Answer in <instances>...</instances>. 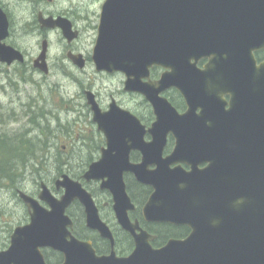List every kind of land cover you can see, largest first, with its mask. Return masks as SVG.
<instances>
[{"label": "water", "instance_id": "95a60500", "mask_svg": "<svg viewBox=\"0 0 264 264\" xmlns=\"http://www.w3.org/2000/svg\"><path fill=\"white\" fill-rule=\"evenodd\" d=\"M39 21L42 27H60L69 41L79 35L66 17L40 12ZM9 35L10 21L0 6V62H24L23 52L5 41ZM263 47L264 0H106L94 47L96 68L123 72L125 90L145 95L156 120L147 129L136 115L113 103L103 111L88 90L93 119L108 146L84 177L103 179L102 187L113 192L119 220L126 226L130 198L123 176L133 172L155 189L144 210L147 216L189 225L193 232L160 249L151 246L146 232L134 233L136 249L128 257H117L115 251L99 256L91 242L70 231L68 207L79 200L88 226L110 234L100 222L93 195L65 173L56 180V186L65 189L60 198L44 181L38 198L19 191L31 221L15 228L10 248L0 251V264H47L41 252L47 246L65 254L62 264H264V62L259 64L254 54ZM47 51L44 40L35 60L44 73L49 72ZM202 59H208L204 68L199 67ZM73 60L83 66L80 55ZM155 65L165 68L161 78L145 81ZM172 87L186 98L187 112L179 113L161 95ZM147 132L153 135L150 142L143 140ZM205 132L209 150L221 151L210 155L215 163L206 184L199 176L171 170V161L161 157L167 134ZM225 134L232 138L222 137ZM193 142L178 137L171 159L192 157L183 150ZM132 149L143 152L141 163L130 162ZM153 164L157 167L150 169ZM239 230L258 233L256 246L252 239L248 247L228 243L224 234Z\"/></svg>", "mask_w": 264, "mask_h": 264}, {"label": "rangeland", "instance_id": "374dc122", "mask_svg": "<svg viewBox=\"0 0 264 264\" xmlns=\"http://www.w3.org/2000/svg\"><path fill=\"white\" fill-rule=\"evenodd\" d=\"M4 1L12 14L11 35L7 43L21 49L28 62L12 66L0 62V134L23 132L33 138L36 145L26 165L12 172L10 179L0 175V245L8 242L15 226L27 220V209L19 199L17 189L37 194L41 181L49 186L54 184L59 175L58 168H70V174L79 175L81 164L86 159L83 155L87 156L86 147L79 151L81 145L84 142L92 145L96 138L100 140L98 125L82 112L84 99L80 86L92 85L104 92L106 87L115 88L118 82L113 77L89 78L74 72L75 75L70 74L64 65L66 51L62 48L65 38L61 29H47L42 33L38 23H34L41 6L49 11H64L61 13L72 15L74 6L80 4L76 11L77 15L82 14L78 22L82 29L80 42L91 45L97 35L101 6L105 0ZM45 39L50 47L51 72L48 75L34 69L32 62ZM34 119L40 124H36ZM32 140L31 145L34 144ZM49 150L53 154L47 153ZM36 168L40 169L37 173Z\"/></svg>", "mask_w": 264, "mask_h": 264}, {"label": "flooded vegetation", "instance_id": "af4514ba", "mask_svg": "<svg viewBox=\"0 0 264 264\" xmlns=\"http://www.w3.org/2000/svg\"><path fill=\"white\" fill-rule=\"evenodd\" d=\"M0 6L8 14L10 20V30H11L12 27L11 10L7 6L4 0H0ZM80 6H81L80 4L74 6V9L72 10L73 13L72 15H68V13H61L64 11L61 12L49 11L46 7L41 6V9L38 10L39 11L37 14L38 17L37 19H35L34 23H38V27L40 28L42 33H44L43 30H47V28L42 27V25L39 23L40 12L43 13L44 17L53 16L57 18L59 16H63L68 18L73 25V30L79 32L77 38L73 39L72 41H69L67 38L64 37L65 38V40H63L64 44L62 43L63 44L62 49L63 51H66V55L64 57V62L66 63H64V65L68 70L71 71L69 73L72 75H75L74 73H76V75L79 74L83 77H89V78L91 76L96 78H98L99 76L113 77L116 78V80L118 81L115 88L106 87L104 92H101L100 89L92 85H88V86L81 85L80 89H82V96L84 99V102L81 107L83 110L82 111L83 114L84 115L88 114L89 119L91 120V122H93V111L91 105L87 101V94H86V92L90 90L95 93L96 100L103 111L109 110L111 104L113 103L122 110L130 111L131 113L136 115L140 119L141 123L146 126L147 129L150 128L156 120V115L152 104L147 100L146 96L139 92L125 90V81L127 77L123 72L117 71L113 73H108L106 71L97 70L93 58L97 35L93 44L91 45L88 44L85 45L83 44V42H80L82 36V29L80 28V23L78 22L80 21L79 17L82 14L78 13L77 15L76 12L77 10L80 9ZM99 22H100V16L97 24V33L99 28ZM55 29L60 30V28H55ZM61 31L63 33V30ZM41 50H42V45L40 52ZM49 50L50 47L48 44L47 61L51 72ZM40 52L37 54L36 57L33 58L32 61L33 68L39 71L40 69H38L35 66V60L39 56ZM254 54L259 64L261 62H264V47L255 51ZM73 55H80V59L83 61L82 67L73 60ZM24 56H25L24 62H15L12 65L16 63L19 64L27 63L28 60L26 58L27 56L25 53ZM207 61L208 59H202L199 62V67L204 68ZM164 71L165 68L155 65L151 68L150 78L144 80L157 81L161 78ZM161 95L167 97L179 113L182 114L188 111L189 106L187 104L186 98L177 88L175 87L169 88L164 92H162ZM226 99L229 100L230 97L226 96ZM227 107H229V105ZM196 111L198 114L201 113V108L197 109ZM97 133L100 137L99 141H97L96 138L95 140L93 139L94 142L92 143V145L86 144L87 142H84L80 147L79 151H82L83 150L82 148L86 147L85 153H87L88 156L87 157L85 154L83 155L86 157V159L82 162L81 164L82 167L79 166L80 174L79 175L70 174V175L74 179L81 181L83 186L93 195L100 216V222L104 225L105 229L108 231L107 233L110 234V236H105L102 234L101 230L96 228H91L88 226L85 206L79 200L74 201L67 209V214L71 217L73 221V227H69L72 234L81 241L91 242L97 255L107 256L110 255L113 251H115L117 257H128L129 255H131V253L134 252V250L136 249L135 234L139 235L143 232H146L148 235H150L152 237L150 239V244L154 249H160L165 247L173 239L183 240L188 238L193 232L192 228L189 225L181 224L178 222L175 223V221H170V220H153L147 216L144 210L151 196L155 192L154 186L152 184L139 181L136 175L131 171L125 172L123 176L126 185V191L130 198L129 206L125 204V206L127 207L126 213L129 222L126 224V226H124L120 222L117 214V210L115 208L116 207L115 196L110 189L102 187V184L104 182L103 179L87 180L84 177L90 165L93 162L99 161L101 159L103 154V148H107L108 146L106 136L102 132H97ZM180 136L190 140H195V142L189 144L191 146L190 148H186L183 150L184 153L193 156L184 159H181L179 157L171 159L172 154L174 153L176 147L178 146V137ZM222 137L232 138L229 137L228 134H225ZM152 139H153V135L151 133L147 132L143 136V140L145 142H150ZM218 152L221 151L219 149L209 150V133L206 132L193 133V134L191 133V134L178 135V136L175 135L174 133H169L167 134L166 144L162 151L161 157L163 159H167L168 161H171L170 164L171 170L176 169L175 171H179V172L183 170V172L186 175H192L196 178H198L199 176L202 178V181L200 182L206 184L209 183V167H211L215 163L214 157H210V155ZM47 153L53 154L52 150H49ZM143 156L144 154L141 150L132 149L129 154V160L133 164H139L143 161ZM156 167L157 165L155 164L150 165V169H155ZM73 168L76 167L73 166ZM69 171L70 168L68 169L64 167L59 173L58 177L55 178V180L57 178L59 179L62 173ZM107 179L108 178H106V180ZM55 180H54V184H51L50 186L51 190L57 197H61L65 193V189H63L62 187L58 188L56 186ZM182 184L187 185V182H178V185H182ZM38 194L39 192L37 194L33 193L31 195L36 197L38 196ZM25 206L27 209V217H26L27 220L23 224L21 223L17 226L26 225L31 221V215L29 209L26 204ZM46 206L49 207L48 205ZM167 216L170 217V215ZM224 235L227 236L228 243L239 247H248L251 245L250 244L251 239L253 240V243L256 246V235H258V233L253 234L250 233V231L239 230V231H230V232L227 231ZM10 242H11V234L8 239V242L0 245V251L1 252L7 251L10 248L11 245ZM41 252L47 264H62L65 260V254L63 252L53 249L51 247L48 246L42 247ZM17 257L19 258L20 261L21 255H17Z\"/></svg>", "mask_w": 264, "mask_h": 264}, {"label": "trees", "instance_id": "16d2710c", "mask_svg": "<svg viewBox=\"0 0 264 264\" xmlns=\"http://www.w3.org/2000/svg\"><path fill=\"white\" fill-rule=\"evenodd\" d=\"M34 121L36 124H40L38 120L34 119ZM32 139L23 132L15 135L0 134V175L2 174L3 178L8 177L10 179L12 172L26 165L29 154L35 151L36 142ZM31 140L34 143L33 145H31ZM60 169L62 168H58L59 173L61 172ZM37 171H40V169L36 168V173Z\"/></svg>", "mask_w": 264, "mask_h": 264}, {"label": "bare ground", "instance_id": "6f19581e", "mask_svg": "<svg viewBox=\"0 0 264 264\" xmlns=\"http://www.w3.org/2000/svg\"><path fill=\"white\" fill-rule=\"evenodd\" d=\"M193 159V158H192ZM183 185V184H182ZM176 223V222H175Z\"/></svg>", "mask_w": 264, "mask_h": 264}]
</instances>
